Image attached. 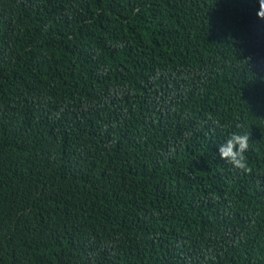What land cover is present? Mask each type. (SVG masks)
<instances>
[{
  "label": "trees",
  "instance_id": "obj_1",
  "mask_svg": "<svg viewBox=\"0 0 264 264\" xmlns=\"http://www.w3.org/2000/svg\"><path fill=\"white\" fill-rule=\"evenodd\" d=\"M258 12L0 0V264H264Z\"/></svg>",
  "mask_w": 264,
  "mask_h": 264
},
{
  "label": "clouds",
  "instance_id": "obj_2",
  "mask_svg": "<svg viewBox=\"0 0 264 264\" xmlns=\"http://www.w3.org/2000/svg\"><path fill=\"white\" fill-rule=\"evenodd\" d=\"M257 16L264 18V0H259ZM249 134H232L231 137L219 147V157L239 169H246L244 153L249 147Z\"/></svg>",
  "mask_w": 264,
  "mask_h": 264
}]
</instances>
